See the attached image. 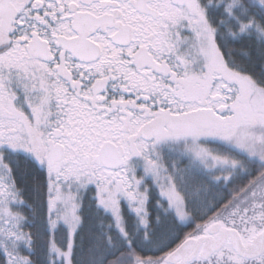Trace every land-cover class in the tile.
Masks as SVG:
<instances>
[{"label": "snow or ice", "instance_id": "6c2138e0", "mask_svg": "<svg viewBox=\"0 0 264 264\" xmlns=\"http://www.w3.org/2000/svg\"><path fill=\"white\" fill-rule=\"evenodd\" d=\"M0 264H264V0H0Z\"/></svg>", "mask_w": 264, "mask_h": 264}]
</instances>
